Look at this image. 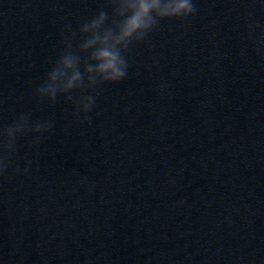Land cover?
Instances as JSON below:
<instances>
[{
    "label": "clouds",
    "instance_id": "9594fccd",
    "mask_svg": "<svg viewBox=\"0 0 264 264\" xmlns=\"http://www.w3.org/2000/svg\"><path fill=\"white\" fill-rule=\"evenodd\" d=\"M196 12L193 0H104V7L82 23L78 32L71 31L61 38L62 51L36 89L37 96L55 102L58 95H64L71 102L72 93L80 92L76 111L83 112L85 120L91 123L87 114L95 106L97 86L126 78V57L131 46L144 41L161 21L185 20ZM90 91L92 94H84ZM52 127L51 121L30 124L29 114H22L12 124L0 128V175L12 163L18 135L41 134Z\"/></svg>",
    "mask_w": 264,
    "mask_h": 264
}]
</instances>
